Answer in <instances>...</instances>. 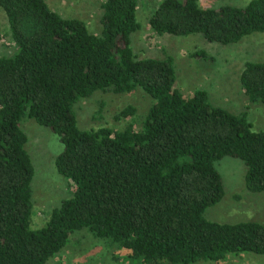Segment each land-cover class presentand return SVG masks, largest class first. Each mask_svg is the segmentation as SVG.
<instances>
[{
  "label": "trees",
  "instance_id": "trees-1",
  "mask_svg": "<svg viewBox=\"0 0 264 264\" xmlns=\"http://www.w3.org/2000/svg\"><path fill=\"white\" fill-rule=\"evenodd\" d=\"M100 8L101 32L94 35L45 0H0L14 47L0 55V264H47L80 230L144 264L264 256V223L204 217L224 196L215 168L224 157L242 162L247 191L264 194V130L254 131L245 114L212 105L203 90L183 94L171 57L136 56L131 35L140 28L138 0H105ZM148 25L158 36L197 34L236 44L264 33V0L216 8L162 0ZM239 82L249 102L264 106V61L246 62ZM136 89L151 99L139 129L131 122L117 130L78 127L79 101L98 91ZM134 113L127 106L115 119ZM24 117L58 137L62 150L54 167L69 189L35 229Z\"/></svg>",
  "mask_w": 264,
  "mask_h": 264
},
{
  "label": "rangeland",
  "instance_id": "rangeland-1",
  "mask_svg": "<svg viewBox=\"0 0 264 264\" xmlns=\"http://www.w3.org/2000/svg\"><path fill=\"white\" fill-rule=\"evenodd\" d=\"M45 1L62 17L80 19L92 34H100V6L105 0ZM160 1L138 0L137 20L140 28L131 35V48L136 56L158 59L171 57L176 86L183 94L189 96L196 90H203L212 105L235 115L245 114L254 131L264 130V106L249 102L239 82L246 62L264 61V33H254L230 45L210 43L197 34L187 37L158 36L150 30L148 19ZM197 1L202 8H216L222 5L243 7L250 0ZM13 51L6 19L0 10V55L9 56ZM196 52H203L205 57L194 55ZM150 105L151 99L141 89L122 94L98 91L76 104L78 127L91 129L107 126L117 130L131 122L137 130ZM127 106L135 109L133 116L115 119V115ZM20 127L27 136L25 149L34 169L31 181L34 215L31 225L35 229L42 227L51 211L69 196V189L66 179L54 167L55 157L62 150L58 137L27 117L22 119ZM215 168L221 177L224 196L219 203L205 211L204 217L217 223H264V194L246 190L242 162L224 157L215 163ZM47 264L144 263L133 259L128 250L96 238L87 230H80L70 235L66 245ZM194 264H264V256L241 253L227 255L218 262L198 261Z\"/></svg>",
  "mask_w": 264,
  "mask_h": 264
}]
</instances>
